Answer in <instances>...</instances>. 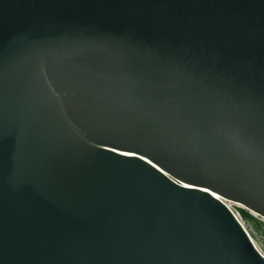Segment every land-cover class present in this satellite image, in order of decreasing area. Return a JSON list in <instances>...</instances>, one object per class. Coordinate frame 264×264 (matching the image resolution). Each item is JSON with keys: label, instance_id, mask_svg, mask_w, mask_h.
<instances>
[{"label": "water", "instance_id": "95a60500", "mask_svg": "<svg viewBox=\"0 0 264 264\" xmlns=\"http://www.w3.org/2000/svg\"><path fill=\"white\" fill-rule=\"evenodd\" d=\"M262 137L264 0H0V264H264Z\"/></svg>", "mask_w": 264, "mask_h": 264}, {"label": "snow or ice", "instance_id": "6c2138e0", "mask_svg": "<svg viewBox=\"0 0 264 264\" xmlns=\"http://www.w3.org/2000/svg\"><path fill=\"white\" fill-rule=\"evenodd\" d=\"M62 85L67 89L66 95L69 96L71 99L72 96L76 93V89L69 86L68 81H62ZM113 151H116L115 148L112 149ZM124 155H130V156H136L137 153L134 151H129L123 153ZM139 159L146 160L148 164L152 165L154 168H158L159 172L163 173L164 176H168L169 180L174 181L175 184L182 185L185 188H192L194 185L192 183H184L182 179L175 178V175L169 176V173L164 170V168H161L158 166V164H153V161L150 159H147L146 156H139ZM257 179H259L262 183H264V137H262L261 141V155H260V164L259 168L257 170ZM200 191H203L205 193H208L209 196L215 197L217 200H220L221 197L217 195L215 191H213L209 187H203L200 189ZM260 259L264 261V252L259 253Z\"/></svg>", "mask_w": 264, "mask_h": 264}, {"label": "trees", "instance_id": "16d2710c", "mask_svg": "<svg viewBox=\"0 0 264 264\" xmlns=\"http://www.w3.org/2000/svg\"><path fill=\"white\" fill-rule=\"evenodd\" d=\"M238 211L244 222L248 225L255 239L260 242L262 240V243H264V222L257 219L246 209L238 208ZM259 235L261 236L259 237Z\"/></svg>", "mask_w": 264, "mask_h": 264}, {"label": "rangeland", "instance_id": "374dc122", "mask_svg": "<svg viewBox=\"0 0 264 264\" xmlns=\"http://www.w3.org/2000/svg\"><path fill=\"white\" fill-rule=\"evenodd\" d=\"M234 206V208L238 211V208H243V209H246L245 207H241V206H238V205H233ZM253 216H255L257 219H259V220H261V221H263L264 222V218H262L261 216H259L257 213H255V212H252V211H250V210H248ZM243 221V224H244V226H245V228L247 229V231L249 232V234H250V236L252 237V239H253V242H254V244L256 245V247L259 249V251L260 252H264V243H262V240H261V242L260 241H258L257 239H255V237L252 235V232H251V230L249 229V227H248V225L244 222V220H242ZM261 235H259V237H260Z\"/></svg>", "mask_w": 264, "mask_h": 264}, {"label": "built area", "instance_id": "2783aa9c", "mask_svg": "<svg viewBox=\"0 0 264 264\" xmlns=\"http://www.w3.org/2000/svg\"><path fill=\"white\" fill-rule=\"evenodd\" d=\"M232 212H233V214L235 215V217L238 219V221L243 225V227L245 228V226H244V224H243V219H242V217H241V215H240V213H239V211H237L235 208H234V206L233 205H235V204H233L232 202H227V201H225V202H223ZM246 229V228H245ZM246 231H247V229H246ZM247 233H248V235L250 236V234H249V232L247 231ZM250 238H251V240L253 241V239H252V237L250 236Z\"/></svg>", "mask_w": 264, "mask_h": 264}, {"label": "bare ground", "instance_id": "6f19581e", "mask_svg": "<svg viewBox=\"0 0 264 264\" xmlns=\"http://www.w3.org/2000/svg\"><path fill=\"white\" fill-rule=\"evenodd\" d=\"M222 202H225V201H227V202H232L233 204H235V205H238V206H241V207H244L243 205H241V204H239V203H235V202H233V201H230V200H227V199H225V198H223V197H221V199H220ZM256 246V245H255ZM257 248V247H256ZM258 249V248H257ZM259 250V249H258Z\"/></svg>", "mask_w": 264, "mask_h": 264}]
</instances>
